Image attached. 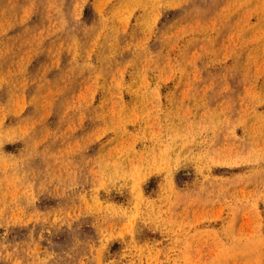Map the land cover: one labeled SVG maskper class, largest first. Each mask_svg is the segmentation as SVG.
I'll list each match as a JSON object with an SVG mask.
<instances>
[{
	"label": "rangeland",
	"instance_id": "374dc122",
	"mask_svg": "<svg viewBox=\"0 0 264 264\" xmlns=\"http://www.w3.org/2000/svg\"><path fill=\"white\" fill-rule=\"evenodd\" d=\"M0 264H264V0H0Z\"/></svg>",
	"mask_w": 264,
	"mask_h": 264
}]
</instances>
